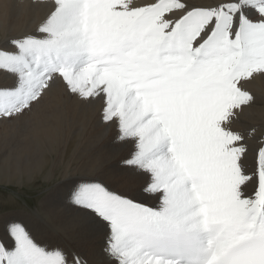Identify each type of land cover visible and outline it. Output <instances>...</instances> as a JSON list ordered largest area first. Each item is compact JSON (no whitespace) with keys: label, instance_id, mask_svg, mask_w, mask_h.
<instances>
[{"label":"snow or ice","instance_id":"snow-or-ice-1","mask_svg":"<svg viewBox=\"0 0 264 264\" xmlns=\"http://www.w3.org/2000/svg\"><path fill=\"white\" fill-rule=\"evenodd\" d=\"M32 31L0 35V122L18 120L61 85L98 105L140 190L69 164L55 201L98 237L104 264H264V133L234 127L264 78V0H32ZM255 139V147L249 140ZM142 197L152 206L138 202ZM34 219L3 222L0 264H90L51 249Z\"/></svg>","mask_w":264,"mask_h":264},{"label":"bare ground","instance_id":"bare-ground-1","mask_svg":"<svg viewBox=\"0 0 264 264\" xmlns=\"http://www.w3.org/2000/svg\"><path fill=\"white\" fill-rule=\"evenodd\" d=\"M31 3L32 0H0V35L14 36L36 28L47 9L30 7ZM10 82L11 78L0 81ZM247 87L256 102L245 109L234 127L247 132L249 126H254L259 135L264 133V78L254 79ZM97 119L98 105L84 107L69 101L63 87L57 85L40 105L33 106L31 113L18 120L0 122V184L20 186L38 179L37 183L42 185V180L49 183L53 180L42 190L34 210L26 211L14 200L0 205V241L10 243L3 231L6 218L27 214L34 219L33 234L42 245L47 244L50 249L56 245L79 248L87 254L90 264H104L98 237L79 232L70 210L58 204L53 196L69 164L74 170L82 166L91 170L98 165L106 183L118 189L140 190L142 182L138 177L116 170V162L123 153L112 142L113 130L98 124ZM249 144L255 147L256 140H249ZM138 202L152 206L150 200L142 197Z\"/></svg>","mask_w":264,"mask_h":264},{"label":"rangeland","instance_id":"rangeland-1","mask_svg":"<svg viewBox=\"0 0 264 264\" xmlns=\"http://www.w3.org/2000/svg\"><path fill=\"white\" fill-rule=\"evenodd\" d=\"M37 182L38 179L36 182H24V184L20 186L16 184H9V186L0 184V205L2 206V204L12 202L14 200L17 202L19 201L22 209H25L26 211H31L32 209L34 210L40 201L43 191L47 188V186L52 184L53 180H51L50 183L42 180V185H39Z\"/></svg>","mask_w":264,"mask_h":264}]
</instances>
